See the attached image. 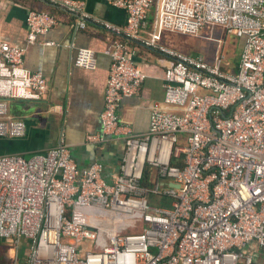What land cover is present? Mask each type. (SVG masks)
<instances>
[{"label":"built area","instance_id":"1","mask_svg":"<svg viewBox=\"0 0 264 264\" xmlns=\"http://www.w3.org/2000/svg\"><path fill=\"white\" fill-rule=\"evenodd\" d=\"M47 1L79 29L92 21L123 35L107 48L102 134L88 140L119 138L124 152L112 182L98 162L80 173L65 144L0 155V239L15 244L11 251L28 242L27 259L13 264H264V0H103L126 13L123 29L92 19L82 1ZM26 22L34 43L57 17L30 10ZM208 26L243 40L236 71L222 68L223 53L212 65L162 43L165 33L199 35ZM132 41L166 61V108L152 110L144 134L118 115L146 79ZM24 52L0 41V138L26 133L6 100L47 90ZM93 60L81 47L74 63Z\"/></svg>","mask_w":264,"mask_h":264},{"label":"crops","instance_id":"2","mask_svg":"<svg viewBox=\"0 0 264 264\" xmlns=\"http://www.w3.org/2000/svg\"><path fill=\"white\" fill-rule=\"evenodd\" d=\"M78 1L84 3L92 19L107 23L111 28L123 29L127 23L124 11L103 0ZM30 10L49 11L57 17V24L48 33L39 35L34 43L26 41V18ZM76 22L74 16L51 6L47 0H0V41L25 47L24 66L32 72H41L47 82V90L39 99L6 100L8 113L25 121L26 133L22 137L0 138V141L6 146L4 152L24 155L65 144L70 148L80 173L98 162L104 167L105 180L112 182L120 169L124 141L109 138L103 143H93L88 137L102 134L101 113L111 67L107 48L123 35L92 21H88L84 29H79ZM151 28L149 23L144 36ZM175 36L165 33L162 43L183 52L184 44L176 41ZM131 44L136 49V60L146 79L138 96L123 99L118 115L121 123L133 133L144 134L148 131L152 110L166 108V61L140 41ZM81 47L94 51L90 66L74 63ZM27 244L23 241L22 252H27L22 255L23 261L28 257Z\"/></svg>","mask_w":264,"mask_h":264},{"label":"rangeland","instance_id":"3","mask_svg":"<svg viewBox=\"0 0 264 264\" xmlns=\"http://www.w3.org/2000/svg\"><path fill=\"white\" fill-rule=\"evenodd\" d=\"M175 39L184 44L182 49L184 53L202 55L212 65L217 63V55L223 53L225 58L222 68L236 71L242 53L243 40L226 33L221 27L208 26L199 35H176ZM219 40L223 43L221 44ZM13 246H15L14 243L0 239V264H13L15 256L16 260L23 261L22 255L27 253L25 250L21 251L23 245L21 249L11 251Z\"/></svg>","mask_w":264,"mask_h":264},{"label":"water","instance_id":"4","mask_svg":"<svg viewBox=\"0 0 264 264\" xmlns=\"http://www.w3.org/2000/svg\"><path fill=\"white\" fill-rule=\"evenodd\" d=\"M6 146L4 145L3 141H0V155L7 154L9 152H4ZM32 154H27L26 157H30ZM172 186L176 187L177 185L173 184Z\"/></svg>","mask_w":264,"mask_h":264}]
</instances>
